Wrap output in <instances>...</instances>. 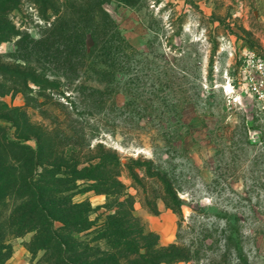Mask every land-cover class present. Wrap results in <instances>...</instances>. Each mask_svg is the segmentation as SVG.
Masks as SVG:
<instances>
[{
	"label": "rangeland",
	"instance_id": "obj_1",
	"mask_svg": "<svg viewBox=\"0 0 264 264\" xmlns=\"http://www.w3.org/2000/svg\"><path fill=\"white\" fill-rule=\"evenodd\" d=\"M2 1L0 116L87 153L102 146L123 163L134 158L141 177H166L186 202L180 212L159 181L136 187L130 171L121 180L160 244H176L187 258L172 264H264V101L254 89L264 77V0ZM35 70L41 85L12 75ZM20 130L0 119V134L16 139ZM24 143L37 148L35 139ZM87 200L101 225L107 196L74 197ZM202 205L239 216L244 258L227 220ZM97 226L77 236L91 240ZM34 235L8 234L0 264H46L43 249H30Z\"/></svg>",
	"mask_w": 264,
	"mask_h": 264
},
{
	"label": "trees",
	"instance_id": "obj_2",
	"mask_svg": "<svg viewBox=\"0 0 264 264\" xmlns=\"http://www.w3.org/2000/svg\"><path fill=\"white\" fill-rule=\"evenodd\" d=\"M3 5L0 0V25L6 13ZM66 46L73 54L74 44ZM39 49L36 47L37 54L41 52ZM12 66L26 68L13 64L7 68ZM0 68H5L2 60ZM12 75L23 83L27 80L41 85L36 70L12 72ZM13 110L17 112L18 109ZM0 119L22 129L16 139L9 138L5 132L0 134V207H3L0 218L4 217L6 228L9 227L6 229L4 223L0 224V261L10 248L6 236L28 231H35L30 249H43L42 261L46 264H172L187 260L176 244L161 245L159 235L135 214L136 197L128 192V186L121 180L122 174L130 171L128 177L136 187L145 188L144 178L159 181L168 206L180 212L186 202L178 197L173 184L161 173L143 170L144 177H141L134 172V166L139 162L134 158L123 163L118 152L105 150L102 146L90 148L87 153L77 143L53 140L49 130L33 128L28 122L21 128L23 122L7 115L0 116ZM31 139L36 140L37 148L24 143ZM52 142L56 143V149L50 147ZM79 180L85 181L84 187L78 184ZM82 191L107 196L106 207L110 213L101 225L97 226L91 219L95 208L90 200L74 201L75 195ZM9 200L14 201L13 207L4 216L3 210H6ZM145 201L150 210L156 211L154 202ZM197 207L227 220L230 224L229 238L234 242L239 257L244 258L239 216L216 205ZM57 222L61 225L57 226ZM96 226L91 240L77 236L92 231Z\"/></svg>",
	"mask_w": 264,
	"mask_h": 264
},
{
	"label": "built area",
	"instance_id": "obj_3",
	"mask_svg": "<svg viewBox=\"0 0 264 264\" xmlns=\"http://www.w3.org/2000/svg\"><path fill=\"white\" fill-rule=\"evenodd\" d=\"M255 91L259 95V99L264 101V77L255 85Z\"/></svg>",
	"mask_w": 264,
	"mask_h": 264
}]
</instances>
